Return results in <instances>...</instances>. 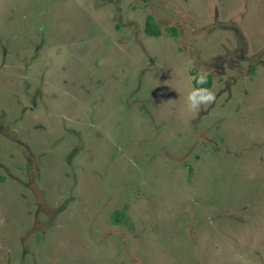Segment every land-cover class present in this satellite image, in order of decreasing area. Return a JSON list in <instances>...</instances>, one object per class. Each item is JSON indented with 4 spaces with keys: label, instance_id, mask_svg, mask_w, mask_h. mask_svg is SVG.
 <instances>
[{
    "label": "rangeland",
    "instance_id": "rangeland-1",
    "mask_svg": "<svg viewBox=\"0 0 264 264\" xmlns=\"http://www.w3.org/2000/svg\"><path fill=\"white\" fill-rule=\"evenodd\" d=\"M0 176V264H264V0H0Z\"/></svg>",
    "mask_w": 264,
    "mask_h": 264
},
{
    "label": "trees",
    "instance_id": "trees-1",
    "mask_svg": "<svg viewBox=\"0 0 264 264\" xmlns=\"http://www.w3.org/2000/svg\"><path fill=\"white\" fill-rule=\"evenodd\" d=\"M146 31L149 34H158L159 33V29L156 26V24L153 21V18L151 16H148L146 18ZM197 77L198 75L194 76L193 79V87L194 89H196L197 91H202L203 89H209V87L211 86V77L209 75L206 76V81L205 83L201 84L197 82ZM114 220H116V216H114Z\"/></svg>",
    "mask_w": 264,
    "mask_h": 264
},
{
    "label": "clouds",
    "instance_id": "clouds-1",
    "mask_svg": "<svg viewBox=\"0 0 264 264\" xmlns=\"http://www.w3.org/2000/svg\"><path fill=\"white\" fill-rule=\"evenodd\" d=\"M206 76H207V73L198 74L197 82L201 84L205 83ZM191 98H192V93H190L188 96V99H191ZM196 99L202 100L205 103H211L215 99V93H213L212 91L208 89H203L200 92V94L196 97ZM190 107H199V105H196L195 102H193V104H191Z\"/></svg>",
    "mask_w": 264,
    "mask_h": 264
},
{
    "label": "flooded vegetation",
    "instance_id": "flooded-vegetation-1",
    "mask_svg": "<svg viewBox=\"0 0 264 264\" xmlns=\"http://www.w3.org/2000/svg\"><path fill=\"white\" fill-rule=\"evenodd\" d=\"M193 79H194V76H193ZM2 180H3V177L0 176V181H2ZM114 216H116V220H114ZM112 221H113V223H116V224L120 223L121 222V213L117 212V211L114 212V214L112 215Z\"/></svg>",
    "mask_w": 264,
    "mask_h": 264
}]
</instances>
